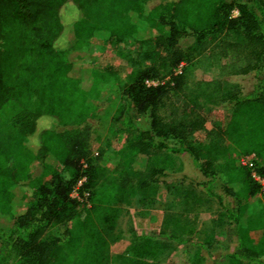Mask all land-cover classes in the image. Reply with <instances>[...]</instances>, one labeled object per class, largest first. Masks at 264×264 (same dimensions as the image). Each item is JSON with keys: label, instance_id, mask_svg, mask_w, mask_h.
Instances as JSON below:
<instances>
[{"label": "trees", "instance_id": "1", "mask_svg": "<svg viewBox=\"0 0 264 264\" xmlns=\"http://www.w3.org/2000/svg\"><path fill=\"white\" fill-rule=\"evenodd\" d=\"M143 1L0 0V111L8 104L20 110L0 126V264H109L120 212L135 196L151 197L166 186L168 164L182 154L205 179L206 196L220 205L226 238H237L233 252L213 264H264V218L253 225L262 238L249 246L240 225L243 208L257 194L264 200V193L248 169L227 165L222 171L218 165L232 147L238 158L254 154L264 178V0H180L146 15ZM68 9L79 12L75 20L63 18ZM153 29L166 34L150 38ZM88 38L147 45V63L121 87L124 108L112 119L130 136V156L120 171L88 158L87 125L55 132L84 124L92 97L114 78L96 68L78 71ZM205 53L244 62L234 74L251 76V88L218 81L208 93L190 85L188 70ZM211 106L226 114L207 130ZM137 117L145 128H138ZM101 119L107 122V115ZM18 148L22 155L16 157ZM38 158L41 175L19 185ZM221 173L225 181L217 185ZM75 189L78 198L71 197ZM165 222L157 237L177 241L184 233L178 219ZM135 246L113 261L154 264L148 260L162 247L144 237Z\"/></svg>", "mask_w": 264, "mask_h": 264}, {"label": "rangeland", "instance_id": "2", "mask_svg": "<svg viewBox=\"0 0 264 264\" xmlns=\"http://www.w3.org/2000/svg\"><path fill=\"white\" fill-rule=\"evenodd\" d=\"M179 1L144 0V15L157 6L177 4ZM78 15V11L69 9L62 13L63 18L70 20H75ZM232 16H237L236 11L232 12ZM165 34V29L149 31L150 38ZM146 49V44L140 45L132 38L123 40L88 38L84 56L77 65L78 71L96 68L111 72L114 78L92 97L91 111L84 124L55 128L56 133H63L81 130L87 125L90 129L87 145L88 158H96L108 170L120 171L121 164L128 155L130 156L127 147L130 136L125 131H118L119 126L114 124L112 119L124 108V102L120 98L121 87L130 82V77L136 69L144 67L147 63L144 56ZM243 65L244 62L241 61L235 63L230 59L222 61L218 57H210L205 53L189 68L188 81L198 91L205 90L208 93L215 92L218 81L239 83L244 91H248L252 85V77L234 74L235 69ZM198 84H201L203 88ZM19 111L14 104L5 106L0 111V126ZM203 111L207 112L205 109ZM209 111L211 115L205 124L207 130L212 128L213 121L221 125L223 116L226 114L222 106H211ZM105 115H107V122H102L101 117ZM135 122L138 128L146 127L144 118L137 117ZM111 130L116 133L112 134ZM30 143L32 147H36L33 136L30 138ZM21 155L22 149L18 148L15 156ZM238 162L239 158L230 147L228 153L218 160V165L223 171L227 165L238 166ZM167 171L166 186L160 185L158 192L151 197L135 196L131 203L120 212L109 243V264H118L113 261V258L126 252L130 254V249L135 251L137 239L140 237L156 239L161 243L162 247L156 250L154 256H150L148 260L154 264H198L196 262L198 256L203 259V262L199 264H213L214 258L233 252L237 245V238L235 236L231 237V240L226 238L224 219L220 218L222 212L220 205L215 198L206 196L201 185L205 179L194 168L189 157L185 154L172 157ZM41 173L42 161L38 158L28 171V180L20 182L19 185H26L29 180L39 177ZM224 181L225 175L221 173L217 185ZM215 191L220 193L218 188ZM22 208H25V204L19 207V209ZM259 215L264 218L262 194H257L242 210L240 225L244 228L243 243L246 246L262 238V230L253 229ZM170 217L178 219L184 231L182 234L180 232L177 234V241H166L157 237L163 227L171 223L170 219L167 223L165 222ZM171 230L172 226L169 228L167 226V232Z\"/></svg>", "mask_w": 264, "mask_h": 264}, {"label": "built area", "instance_id": "3", "mask_svg": "<svg viewBox=\"0 0 264 264\" xmlns=\"http://www.w3.org/2000/svg\"><path fill=\"white\" fill-rule=\"evenodd\" d=\"M176 72H179L178 70ZM159 83L157 81H146V85L148 86H157ZM255 156L254 154L245 155L239 158V166L244 167L249 170L251 179L259 185L262 193H264V178L258 175L255 170ZM81 184V181L78 183V186ZM86 197L87 194H84ZM71 197L78 198L76 189L73 190Z\"/></svg>", "mask_w": 264, "mask_h": 264}]
</instances>
